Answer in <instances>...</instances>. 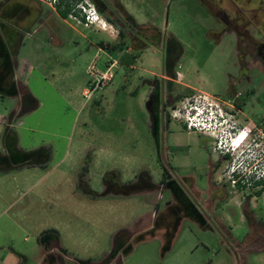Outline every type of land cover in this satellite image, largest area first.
<instances>
[{
  "label": "rangeland",
  "instance_id": "1",
  "mask_svg": "<svg viewBox=\"0 0 264 264\" xmlns=\"http://www.w3.org/2000/svg\"><path fill=\"white\" fill-rule=\"evenodd\" d=\"M1 1L0 31L10 43L12 63L10 53L0 50V78L8 75L5 85L14 78L20 90L0 94V264L37 262L38 237L50 228L67 248V254L54 249L64 264L75 258L102 263L121 231L122 243L109 264H264V186L231 192L218 183L223 163L210 177L209 162L216 156L210 138L168 116L171 106L205 93L227 108L242 104L243 115L260 126L264 68L253 66L251 79L241 78L242 41L214 15L218 6L233 15L235 6L222 0L209 11L198 0H121L139 20L162 28H148L149 35L174 36L183 52L167 69L162 48L147 46L124 23L125 13L118 18L109 10L125 36L110 54L118 65L105 87L85 101L82 91L92 80L87 67L98 54V41L111 40L108 32L62 17L39 0ZM17 28L24 32L19 47L8 37ZM254 29L251 22L248 31ZM107 60L99 52L96 67L106 70ZM25 91L39 105L19 115ZM165 102L170 105L164 109ZM242 124L239 129L249 136L251 123ZM9 131L22 151L48 146L47 165L19 166V156L12 159L5 143ZM167 161L177 176L194 179L193 195L167 178ZM107 172L111 180L104 186ZM137 182L153 186L132 191ZM42 257V264H58Z\"/></svg>",
  "mask_w": 264,
  "mask_h": 264
},
{
  "label": "built area",
  "instance_id": "2",
  "mask_svg": "<svg viewBox=\"0 0 264 264\" xmlns=\"http://www.w3.org/2000/svg\"><path fill=\"white\" fill-rule=\"evenodd\" d=\"M53 9H68V16L86 27L109 30V23L99 13L92 0H39ZM99 52L108 56L104 71L96 67ZM87 67L92 80L83 89L85 101L92 100L95 93L105 87L113 78L112 68L118 61L103 48L99 47ZM231 106L233 104L231 103ZM236 110V111H235ZM237 109L227 108L217 96L193 94L168 109L170 120L179 122L184 129L209 137L213 152L224 161L219 182L228 185L232 191H244L264 186V143L260 137L264 132L256 125L251 132L239 129ZM248 136L244 140V136Z\"/></svg>",
  "mask_w": 264,
  "mask_h": 264
},
{
  "label": "flooded vegetation",
  "instance_id": "3",
  "mask_svg": "<svg viewBox=\"0 0 264 264\" xmlns=\"http://www.w3.org/2000/svg\"><path fill=\"white\" fill-rule=\"evenodd\" d=\"M221 1L222 0H198V2H200V4L205 5L207 10H209V11H211L213 5H220L219 3ZM245 2L246 3H241L238 0H227L228 4H230L231 6L232 5L235 6L234 14L230 15V13L225 11L224 8L218 6V8H216V10H214L215 11L214 15L217 16L219 18V20L222 22V29L224 31H232L236 34L238 39L239 38L241 39L242 44L241 43L239 44V51H238L239 62H240V66H241L240 67V73L243 76L241 78H246L247 80H249V79H251V74H250L251 71L249 70V68H252L253 66H257V65L264 68V0H247ZM4 5H5L4 2L1 1L0 7H2V6L4 7ZM248 6H250V7H248ZM250 11H251V16L247 19V17H245V14H247V12H250ZM251 22L255 23V29L252 30L251 32H249L248 28L251 25ZM2 26L3 25L0 24V27H2ZM15 28L16 27H14V29ZM132 31H133L134 35H137V37H139V38L141 37V34H143L142 30L138 31V30L133 29ZM159 31H161V30L159 29ZM23 34H24V32L22 31V29L17 28V31L9 33L8 37H9V40L13 41L12 43L17 42V45H19ZM167 37H168V35H165V33L162 31V42L160 43V45H157V46L153 45V46L162 48L163 57L169 56V50L167 47ZM140 39H142V38H140ZM10 47H11L10 43L6 37H4V39H0V50H3V52H4V50H6V52L10 53V55H11ZM17 50H18V48H17ZM15 54H17V51ZM11 57H12V55L10 56V60L12 63ZM13 75L14 74H13V69H12V74L10 75V77ZM13 80H14V78H13ZM13 80H11V81H13ZM245 96L246 95H244L243 97H245ZM234 104L237 105L236 103H234ZM163 106L165 109L169 105L165 102L163 104ZM242 106L238 107L239 109H237V112L238 113L241 112L240 113L241 115H243V111L241 110ZM149 114H150V116L152 115L151 109L149 110ZM241 115L239 118L240 120L238 119V121H237V124L239 127H243L244 124H242V121L244 123L246 121L250 122L252 127L254 125H256L254 123V120H249L244 115L241 118ZM151 118H152V116H151ZM256 123L258 125H260L259 127L264 132V119L261 120L260 118H258L256 120ZM167 127L169 128L168 125H167ZM188 132H190V131H188ZM167 133H168V135L171 134V132H169V131ZM193 133H195V132H193ZM197 134H200V133H197ZM200 135H203V134H200ZM204 136H206V135H204ZM211 142L212 141L210 139V143H209L210 146H211ZM211 149H212V146H211ZM222 163H224V161L221 160L217 155H216V159H214L213 162H209L208 168H209V172L211 174L210 177L216 176V169H217L216 167L220 166V164H222ZM165 168H167V169L166 170L163 169V172L167 176L168 179H174L178 184H181L182 187H185V189L188 193L192 194V190H190V189L194 186V179L193 178L184 177V176L183 177L177 176L176 172H175V167H173L172 164L168 161H167V164L165 163ZM167 170H168V172H167ZM216 179H217L218 183H221L218 181L217 177H216ZM230 191L232 192L231 189H230ZM261 215L262 214H260L259 217L262 220V224L264 226V218ZM245 216H247V219L249 218L248 215H245Z\"/></svg>",
  "mask_w": 264,
  "mask_h": 264
},
{
  "label": "trees",
  "instance_id": "4",
  "mask_svg": "<svg viewBox=\"0 0 264 264\" xmlns=\"http://www.w3.org/2000/svg\"><path fill=\"white\" fill-rule=\"evenodd\" d=\"M95 2V4L97 5L98 8H101V5H103L102 0H93ZM58 13L62 16V17H66L68 14V9H57ZM125 19H122L124 21V23H126L129 28L131 30H142L143 34H141L142 38L141 40H143L146 45L152 44V45H159L162 42V36L155 38L152 35H149L150 33L147 32V29H158L156 26H143L139 23H137L133 17L129 14H126ZM127 20V21H126ZM109 22L111 24H113L116 28H118L117 23H115L114 21L109 20ZM119 29V28H118ZM119 37H120V41L117 43H110V42H99V47L103 48L104 50L108 51V52H112V51H116L119 49V46L122 45L121 41L122 39L125 37L124 33L121 31V29H119ZM158 35H160L159 31H158ZM137 36V35H136ZM167 47L169 50V56L167 57H163V65L166 66L167 69L173 68L177 62V59L179 58V55H181V53L183 52V48L181 43L174 37V36H168L167 37ZM178 48L180 50H178ZM176 52V56L174 57V55H172V53ZM169 62H171L172 67H169ZM7 73V72H6ZM12 74V73H11ZM6 76H2L0 78V94L2 96H15L18 95V92L20 90V86L19 84L13 80L10 85H5L3 80L7 77ZM20 105H19V110L22 113H19V115L30 111L31 109H35L38 105H39V101L38 99L30 92V91H25L24 93H20ZM238 107H241L242 105L240 103H236ZM170 105V103L168 104ZM5 143L7 144V146L10 149V156L13 159L14 156H19V166L21 165H26V166H38V167H45L48 163V161L50 160V148L48 146L45 145H41L35 149H31V150H27V151H22L21 149L17 148L16 146V135L13 131H9L7 133H5ZM8 158V157H7ZM17 164V165H18ZM8 167L13 166L11 163H9L7 165ZM7 170V169H6ZM112 172H107L104 175L103 178V183L104 186L108 184L109 179V175ZM115 173V172H114ZM142 174V172H141ZM113 181V180H112ZM114 182V181H113ZM110 185V184H109ZM153 186V183L150 182L148 185H140V182L134 183L131 187H132V191L135 190H139L140 189H150ZM130 188V187H129ZM131 190V188H130ZM91 193L96 194V192L94 190H91ZM122 232V231H121ZM121 232L116 234V236H114V240H113V244H112V248L110 249V251L108 252V254L106 255V257L103 259L102 263H98V262H91L88 259H79V258H75V263L73 264H109L112 260H114L117 252H118V241L120 243L121 242ZM124 233V232H123ZM122 233V234H123ZM38 241L39 243L44 247L45 250L49 251L51 249L52 246H55L54 244L58 243V231L54 228H50V229H46L43 230L39 237H38ZM130 245V244H129ZM51 246V247H50ZM131 247V246H130ZM128 250V249H127ZM63 252H66L65 250L62 249ZM45 258L47 259L48 262H52L53 260H59L60 256L51 252H47L45 254Z\"/></svg>",
  "mask_w": 264,
  "mask_h": 264
},
{
  "label": "crops",
  "instance_id": "5",
  "mask_svg": "<svg viewBox=\"0 0 264 264\" xmlns=\"http://www.w3.org/2000/svg\"><path fill=\"white\" fill-rule=\"evenodd\" d=\"M102 2H103V5H101V8H98L97 7V5H96V7H97V9H98V11H99V13L104 17V19L109 23V25H111L110 27H109V29L111 30V32L109 31V30H103V31H107L108 33H107V35L109 36V38L111 39V40H109V39H105V41H103V40H100V41H103V42H110V43H117V42H119L120 41V37H119V34H114L115 33V31H116V27L113 25V24H111L110 22H109V20H111V21H114L113 19H109V10H112L114 13H115V15H117V17L119 18V17H121V15H122V13H125V15L126 14H129V15H131L132 17H133V19L137 22V23H139V24H141V25H143V26H149V25H155L154 23H147L146 21H143V20H139V18H137V16L132 12V11H130L129 10V8L125 5V4H123L122 2H121V0H117V2H115L114 4H110V2H108L107 0H102ZM51 8V7H50ZM155 26H157V25H155ZM157 27H159V26H157ZM159 29L161 30L162 28H160L159 27ZM4 33H2V31H0V39H4ZM24 37V36H23ZM117 37V38H116ZM100 41H98V44H97V50H98V48H99V42ZM20 44V43H19ZM151 45V44H150ZM148 46V45H147ZM153 46V45H152ZM18 47H19V45H18ZM128 49H130V47H128ZM18 51V50H17ZM117 52L119 51V49L118 50H116ZM108 52V51H107ZM112 52H114V51H112ZM109 53V52H108ZM110 54H111V52H110ZM129 66L130 67H132V64H129ZM14 73H15V71H16V62H15V65H14ZM16 74V73H15ZM17 80H19L17 77H16V75L14 76ZM19 81H21V83L23 84V85H26L25 84V82H23L22 80H19ZM36 97V96H35ZM19 100H20V98H19ZM39 101V100H38ZM32 110H34V109H31L30 111H32ZM29 112V111H28ZM214 159H216V156H215V158ZM38 241V240H37ZM58 244H59V246H54V247H52L49 251H47V250H45L44 249V247L39 243V241L37 242V246H36V248H37V250H38V261L37 262H34L33 264H42V259H43V255H45L47 252H51V253H54V254H56V252H54V249L57 247V250H60L59 248H61V249H63V250H65L66 251V254H67V248L65 247V246H63L62 244H61V242H60V238H59V233H58ZM112 244H113V242H112ZM12 254V253H11ZM108 254V253H107ZM67 256V255H66ZM26 259H27V257H26ZM28 260V259H27ZM58 264H59V262H61L60 260H57L56 261ZM60 264H64V263H60Z\"/></svg>",
  "mask_w": 264,
  "mask_h": 264
}]
</instances>
